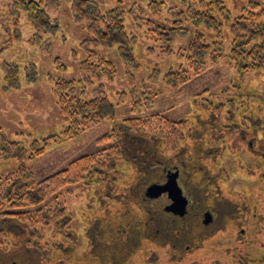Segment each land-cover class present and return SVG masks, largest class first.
<instances>
[{"label": "rangeland", "instance_id": "374dc122", "mask_svg": "<svg viewBox=\"0 0 264 264\" xmlns=\"http://www.w3.org/2000/svg\"><path fill=\"white\" fill-rule=\"evenodd\" d=\"M31 1L40 0H0V140L5 137L9 141L20 142L28 148L36 142L37 150L46 146L45 151L40 155L34 154L33 158L27 160V166L33 172L35 179L40 181L62 170L81 156L102 154L98 159L106 160L109 155H114L116 138L105 139V135L120 130L124 125L123 121L132 117H141L143 120L159 114L165 117L164 120L168 123L165 124L163 120L162 124L145 125L144 130L147 133L162 134L172 141H178L184 138L181 136L182 133H189L191 128L193 134H190L185 141L186 146H190L193 153L201 149L206 153L217 154L214 134L208 135V132L206 134L204 132L210 128L217 130V115H219L223 129L228 128L225 125L232 122L231 130L237 134L238 139H230V141H238L237 147H231L226 137V139L221 138L219 142L225 147L220 161L221 188L228 199L247 202L250 206L259 203L264 205V183L258 179L260 178L258 173L262 171L261 166L256 155L248 149L251 141H264V132L258 134L248 120V116L254 115V118L264 116V68L243 71L230 58V39L225 29L221 32L224 40L223 57L208 65L199 74L191 76L187 82L173 87L163 78L157 82L150 81L149 76L157 68L162 75L169 70L180 68L185 61L178 59V53L188 46L196 29L189 24L185 25L188 32L177 36L167 45L156 33L148 31V28L162 23V19L159 20L149 12L148 3L151 0H102L104 10L115 7L125 10L126 32L129 36L137 38L132 50L134 65L131 71L136 76L134 82L140 87L145 85V89L152 95L153 102L141 110H133L130 99L121 100L118 92L128 91L131 88L125 74L126 59L121 54L118 44L109 48L96 47L99 54L112 60L117 67V76L113 80H103L108 95L116 104L117 115L114 119L104 120L69 137L64 134L68 123L61 112L55 84L61 79H79L80 66L86 58L81 43L87 37V23L75 19L72 9L74 0H59V7L48 12L50 22L57 26L50 31H43L44 28L40 30L27 10V3ZM223 1L232 17H236L248 14L245 10L249 9V3L257 0ZM168 3L171 6L174 2L168 1ZM163 15L166 16L167 21L173 19L165 9ZM208 34L212 35L210 31ZM10 76L15 77L9 79ZM88 90L90 93L91 88ZM232 110L234 112L230 114ZM202 119H206L210 127L206 122H201ZM180 121H185V125H179V130H175L172 123ZM234 124H240L238 126H243L249 132L241 131V128L238 130ZM260 130L262 131L263 128L259 127ZM195 145L198 148H194ZM173 148V143H170L165 151L161 148L155 155L160 161L169 160L176 155L183 156L186 161L185 148L179 151ZM28 152L35 153L31 149ZM163 152L165 155L162 154ZM18 164L17 158L0 159V178L16 171ZM210 168L217 176V163H213ZM134 169V165L124 158L121 159L116 190L123 189L129 184L131 186L127 191L139 197V188L140 190L142 188L140 186L144 188L149 181H140L144 185L139 184V187L135 185L134 174H131V171L135 172ZM254 172L256 173L250 174ZM146 175L147 179H150L151 174L146 173ZM71 188L72 192L63 191L58 198L60 202L66 204L71 219L63 232L54 238L46 229L45 236L35 241L41 246L38 247L39 251L36 247L25 243L27 235L21 232L20 227L11 226L6 236L1 235L0 242L3 245L0 248V264H88L90 262L88 235H91L92 220L107 213L112 215H109L111 220L116 219L117 213L122 208L114 199L106 198L105 192L95 185L86 186L80 183ZM194 196L195 202L201 204V197L198 194L197 197ZM155 199L157 201L153 200V203L162 207L169 203L167 195L164 194ZM108 207L111 211H107ZM131 216L134 217L132 214ZM130 221H133V218ZM4 225V223L0 224V226ZM250 226L249 230H254L252 225ZM142 228L135 230L137 237L130 243V249L122 248L123 257L126 259L124 264H242L243 260L238 257L232 258L227 249L233 244L234 236L232 242L223 237L219 243L212 227L197 226L196 231L200 229L204 231L201 236L197 235L188 242L192 244L189 247L180 242H177L179 245L175 247L167 242L166 237L155 241V237L149 233V227ZM126 229L127 233L126 231L123 233V230L120 232L123 241H128L129 230ZM181 236L182 233L175 235V237ZM250 238L249 244L253 242L255 245L258 244L254 241L256 239L254 233ZM60 239L67 243L60 244ZM260 243L261 245L264 243V236H261ZM242 247L249 257H256L253 254L255 246L242 245ZM61 249L69 250L71 258L69 255L63 257ZM260 257L262 261L255 259L249 264H264V255ZM245 261L243 264H247ZM112 262L110 264L116 263ZM119 264H122V261Z\"/></svg>", "mask_w": 264, "mask_h": 264}, {"label": "trees", "instance_id": "16d2710c", "mask_svg": "<svg viewBox=\"0 0 264 264\" xmlns=\"http://www.w3.org/2000/svg\"><path fill=\"white\" fill-rule=\"evenodd\" d=\"M168 1L174 2L173 5L170 6ZM102 2V0L73 1L72 9L75 19L87 23V37L81 43L86 52V58L81 63V74L78 80L61 79L55 84L61 112L68 123V128L64 132L65 136H75L104 120L114 119L117 115L116 104L108 95L106 84L103 81L104 79L113 80L117 76V67L112 60L99 54L96 47L109 48L118 44L121 54L126 59L125 74L131 88L128 91L118 92L121 95V100L130 99L133 110H141L153 102L152 95L145 89V85L140 87L134 82L136 76L131 71V67L134 65L132 50L137 38L129 36L126 32L125 10L119 7L104 10ZM27 5L30 17L37 28L50 31L57 26L50 22L48 12L59 7V0L31 1ZM148 8L153 16L158 17L159 20L162 19L161 24L148 28V31L156 33L167 45L177 36L188 32L185 25L189 24L196 29L188 46L178 53V59H183L185 63L183 62L180 68L169 70L163 75L158 68L155 69L149 76L150 81L157 82L163 78L169 85L178 87L187 82L191 76L199 74L208 65L219 61L223 57L224 40L221 32L224 29L225 32H228L230 39V58L243 71H256L264 68V0L251 1L249 9L245 10L248 14L236 17H232L223 0H151L148 3ZM164 9L167 14L172 15L171 22L167 21L166 16L163 15ZM168 22L170 24L165 26ZM208 31L212 33L211 36ZM168 51H170V46H168ZM12 73L14 72L12 71ZM7 74L9 76V71ZM14 77L10 76L9 79ZM88 88H91L90 93ZM233 112L234 110L229 113ZM252 117L253 123H251L255 127V116L252 115ZM164 119L165 117H161L159 114L143 120L141 117L127 118L123 121L124 125L120 130L105 135V139L116 138L114 155H109L106 160L98 159L102 154L81 156L73 160L66 168L40 181L35 179L33 172L27 166V160L33 158L34 154L40 155L45 151L46 146L37 150L36 142L28 148L20 142L9 141L5 137L1 138L0 159L17 158L19 164L16 171L0 178V224H5L0 226V240L1 235L6 236L9 233L11 226H18L21 232L27 235L25 243L39 250L41 246L35 241L39 240V237L45 236L46 229L49 234L57 238L71 220L66 204L58 199L63 191L72 192L71 187L80 183L86 186L92 184L105 192L106 198L114 199L119 203L122 209L117 213L116 219L113 217L114 219L111 220L109 218L111 214L106 212V215L92 220L95 221L97 227V231L93 235L100 239L98 238L97 254H90L88 264H102V258L105 259L104 253L107 248L111 259L116 262L115 264H119L120 261L124 264L126 259L123 257L122 248H130L129 242L121 240L120 232L123 230L124 219L127 223L126 228L133 235L136 233L134 226H141V229L148 226L146 223L148 221L146 214L148 213L144 209L140 211L138 207L149 205L155 198L146 194L147 199H145L144 192H147L148 187L152 184L163 183L167 170L174 169L177 164H184L183 156L176 155L169 159L172 160L171 162L169 160L160 161L155 155L156 152L159 153L161 148H164L165 151L166 147L173 143V149L177 151L185 148L187 154L185 157L187 161L190 160L189 162L184 161L186 163L200 164L202 167L210 169V166L215 162V156L208 155L206 157L204 152L201 156L202 153L199 152L201 149L198 152L194 150L195 153L189 154L191 147L185 144L189 133L183 132L182 140L172 141L162 134L155 132L156 134L151 135L144 130L145 125L162 124ZM206 121V119L201 120L203 123ZM164 123L166 124L168 121L164 120ZM219 123V117H217V125ZM183 124L185 125V121L172 123L175 130H179V125ZM229 124L233 125L232 122ZM234 125L237 128L242 127L238 126L240 124ZM209 133L214 134L215 131L210 128L208 135ZM194 148H198V146L195 145ZM29 149L35 153H29ZM122 158L135 167V172L131 171V174H134L135 185L139 187V184L144 185L140 181H149L144 188L140 186L142 188L141 190L139 188V197L127 191L131 186L129 184L123 189L116 190L119 164ZM146 173L152 175H149L150 179H147ZM199 173L201 172L199 171ZM207 203H210L209 199ZM154 205L159 207L158 212L161 211L162 215L164 213L162 206L157 203ZM109 208L107 211H111ZM129 211L130 214H128ZM131 218L133 221H130ZM59 243L67 242L60 239ZM0 244L1 248L3 243L0 242ZM61 253L63 257L69 255L71 258L72 256L69 250L61 249Z\"/></svg>", "mask_w": 264, "mask_h": 264}, {"label": "flooded vegetation", "instance_id": "af4514ba", "mask_svg": "<svg viewBox=\"0 0 264 264\" xmlns=\"http://www.w3.org/2000/svg\"><path fill=\"white\" fill-rule=\"evenodd\" d=\"M217 117L221 118L219 115H217ZM248 120L253 123L252 116H248ZM255 124L256 127L254 128H256V132L258 134L259 132L263 133L264 116L255 118ZM207 125L210 127V123H207ZM225 126L228 128L223 129V125L220 122L217 125V130H215L214 133V138L216 139L214 143L217 141V154L216 153L213 154L212 152H211L212 154L206 153V151L203 150L199 151L200 153L204 152V156L206 157L208 155H210V157L211 155L215 156L214 163H217V176L216 174L211 172V168L207 169L202 167L200 164L191 165L185 162V164L183 165L177 164L175 165L174 169L167 170V172L165 173L164 182L163 183L159 182L160 184H164L167 180H169L170 177H174L176 179L177 185L180 187L183 195L188 200L184 214H179L167 209V207L170 206V204H172L173 202L167 192L166 194L164 193V195H167V198L169 199V203L166 204L165 207H162L164 211L162 215L164 218L160 214L161 211L160 213L158 212L159 207L156 205L153 204L145 205L143 207H138V209L140 211L144 209V211L146 210V212L148 213V220H150L151 222L147 221L146 223L148 224L149 227V233L155 237L154 238L155 241L161 239L162 237H166L167 242L168 243L170 242L169 244L171 245H175V247L179 245L177 244V242L185 243L187 247H189L192 244L188 242H190V240H193L197 235L201 236V233L204 231V229H200L199 231H196L195 229L197 226L209 227V228L212 227L211 229L215 230L214 231L215 238H217V241H220L219 243H221L222 240L221 238L223 237H226L229 239V241H231L232 237L234 236L233 238L234 242L231 241L233 244L227 247L229 254L231 255L232 258L237 259L238 257L243 261L246 260L245 263L249 264V262L253 263L255 259H258L259 261L263 260L262 257L260 256L264 255V243L261 245L260 239L261 236H264V205L259 203V204H252L250 206V204H248L247 202H238L237 199L236 200L230 198L228 199L224 193V190L221 188L222 175H220V173L222 172V168L220 166L221 164L220 161L223 155L222 153L225 150V147L220 145L219 142L221 141V138L224 139L227 138L229 139L228 142L230 143L231 147L234 146L237 147V143H238V141H230V139H235L237 137V134L234 133L233 130H231L233 126L231 124H227ZM234 127L237 128L236 126ZM259 127L263 128V130L259 131ZM240 128L241 131L249 132L246 129H244L243 126L237 129L239 130ZM208 130H205L204 134H206ZM253 132H255V130H253ZM190 134H193L191 128L188 136ZM248 149L252 152V154H255L256 157L259 159V164L261 166L260 170L262 171L258 173V177H260L258 179H260V181L264 183V141L262 142L251 141L249 143ZM189 154H193V151L190 150ZM202 155L203 153L201 154V156ZM199 171L201 173H199ZM255 173L256 172L250 174H255ZM187 177L189 178L187 179ZM146 194L147 193L145 191L143 196L146 197L145 199H147ZM197 194L199 197H201L202 200L201 204L195 202L196 199L194 195H196L197 197ZM162 196L163 194L160 197ZM208 199L210 200V203H207ZM126 224H127L126 219H124L122 223L123 233H125V231L127 230ZM250 225H252V228L254 230H249L251 228ZM134 228L140 229L141 226L138 227L134 226ZM90 229H91V235L90 236L88 235V243L90 245L89 250H91L90 254L93 253L97 254L96 253L97 245L100 238L98 236L93 235L97 231L95 221L90 224ZM237 229H239V231H237ZM140 233L142 235V232ZM180 233H182L181 237H175V235ZM253 233L256 238L254 241L255 243H258L257 245L253 244L254 242L251 244L248 243L249 241H251L250 235ZM136 234L137 232L134 233L135 235L134 237L133 233L131 234V232L129 231L128 232L129 237H127L128 241H123L122 238L121 240L123 242H129L130 245V243H132L137 237ZM106 245L108 246L109 244ZM242 245H252L253 247L255 246V250L253 254L256 255V257H249V255L243 251L244 248L242 247ZM132 253L134 254V252ZM104 256L105 259L101 257L103 259L102 264H110V262L113 261V259H111L110 257L111 255L108 251V248L106 249Z\"/></svg>", "mask_w": 264, "mask_h": 264}, {"label": "water", "instance_id": "95a60500", "mask_svg": "<svg viewBox=\"0 0 264 264\" xmlns=\"http://www.w3.org/2000/svg\"><path fill=\"white\" fill-rule=\"evenodd\" d=\"M165 192L169 194V197L173 201L172 204L167 207V209L179 214H184L188 200L183 195L182 190L177 185L176 179L174 177H170L165 184H152L148 187L146 193L148 196L155 198L159 197Z\"/></svg>", "mask_w": 264, "mask_h": 264}]
</instances>
